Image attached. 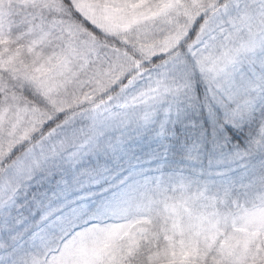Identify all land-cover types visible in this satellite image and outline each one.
Wrapping results in <instances>:
<instances>
[{
	"label": "rangeland",
	"instance_id": "1",
	"mask_svg": "<svg viewBox=\"0 0 264 264\" xmlns=\"http://www.w3.org/2000/svg\"><path fill=\"white\" fill-rule=\"evenodd\" d=\"M221 1L0 0V264H11L44 158L113 133L132 140L143 171L124 197L76 220L86 224L37 239L28 264H135L146 239L160 248L145 264H264V0ZM74 12L166 60L133 76V58ZM226 122L251 124L256 146L215 147ZM209 124L220 151L180 166L178 131Z\"/></svg>",
	"mask_w": 264,
	"mask_h": 264
},
{
	"label": "snow or ice",
	"instance_id": "2",
	"mask_svg": "<svg viewBox=\"0 0 264 264\" xmlns=\"http://www.w3.org/2000/svg\"><path fill=\"white\" fill-rule=\"evenodd\" d=\"M167 116L161 121L157 139L165 137L170 111ZM203 147L199 143L188 146L197 153ZM142 171L132 140L123 133L98 135L58 156L45 157L33 177L36 183L29 185V214L19 222L23 234L16 242L11 264H28V249L36 247L37 239L62 234L70 222L100 212L124 197L131 181Z\"/></svg>",
	"mask_w": 264,
	"mask_h": 264
},
{
	"label": "trees",
	"instance_id": "3",
	"mask_svg": "<svg viewBox=\"0 0 264 264\" xmlns=\"http://www.w3.org/2000/svg\"><path fill=\"white\" fill-rule=\"evenodd\" d=\"M223 1H221L218 4V8L222 7ZM218 8L217 10H219ZM208 16L209 14H203L195 21L192 29L190 30L188 37L186 38V41L184 42L185 46L188 47V45L192 42L194 36L198 31V28L201 26V24L204 23L206 19L209 18ZM73 20L77 26L85 30L87 34H89L91 37L97 40L100 41L114 40L116 43L115 44L116 49L123 51L124 53H126L127 55L133 58L135 62V66L133 68V76H138L153 70L154 68L162 64L167 58V56H149L133 44H127L125 42L122 43L120 39L106 34L104 31H102L92 22H90L87 19H84L78 12H74ZM116 91L117 88H114L112 93H109L108 96H112L113 92ZM65 116L66 113L64 112L59 114L57 117L51 119L49 122H47L43 127V129L41 130L42 135H45L54 128H56L64 120ZM227 125H232V124L227 123L223 126V128L221 129L222 135L219 138L220 143L216 142L215 147H219V149H221L220 147H224L227 150H233V149H237V146H242L244 150V148H247V145H242L243 144L242 142H244L243 140L249 142L251 140L253 141L255 140L256 131L254 128H252L251 124L244 122L235 126L232 125L231 127H228ZM211 129H212V125L209 124L206 127H204L203 129L204 133L201 130L192 131V133L190 134L185 133V131H178V134L181 133L179 134V136L182 135L184 136L185 142L180 143L177 146L178 154L172 155L173 156L172 159H175V162H178L180 166L189 169L193 165L195 156L202 155L205 157L204 164H208L209 160L215 158L214 155L216 154V152L220 151L219 149L212 147L214 141H212L211 138L213 137V131ZM204 134L206 135V137H208L206 138L207 140L199 141L198 139H201L200 137H202ZM196 143H199L204 147L199 151V153H197L194 150L189 151L188 146ZM251 145L256 146V141H254L253 144ZM188 151L189 153L185 154ZM147 160L148 159L145 160V163ZM200 160H202L201 157ZM178 163H176L177 166H179ZM89 222L90 221H88V223ZM84 224H86V221L84 223L76 221L74 222V225L68 224V226H70V232H71ZM138 247H139L138 250L134 254L130 255L132 257V261L135 264H145L150 259V256L160 248V242L152 241V239H146L145 241L141 242V244Z\"/></svg>",
	"mask_w": 264,
	"mask_h": 264
}]
</instances>
